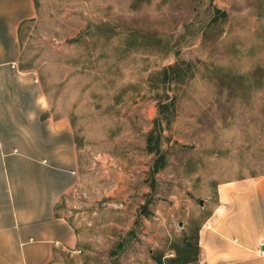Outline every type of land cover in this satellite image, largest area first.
Wrapping results in <instances>:
<instances>
[{"label": "rangeland", "instance_id": "374dc122", "mask_svg": "<svg viewBox=\"0 0 264 264\" xmlns=\"http://www.w3.org/2000/svg\"><path fill=\"white\" fill-rule=\"evenodd\" d=\"M21 65L74 128L53 264L168 263L230 180L264 174V0H36Z\"/></svg>", "mask_w": 264, "mask_h": 264}, {"label": "crops", "instance_id": "0c3cea01", "mask_svg": "<svg viewBox=\"0 0 264 264\" xmlns=\"http://www.w3.org/2000/svg\"><path fill=\"white\" fill-rule=\"evenodd\" d=\"M36 14L35 0H0V264H53L80 247L57 214L79 182L73 124L49 114L37 74L20 65L19 28ZM223 185L195 243L186 239L171 264H264V174Z\"/></svg>", "mask_w": 264, "mask_h": 264}, {"label": "trees", "instance_id": "16d2710c", "mask_svg": "<svg viewBox=\"0 0 264 264\" xmlns=\"http://www.w3.org/2000/svg\"><path fill=\"white\" fill-rule=\"evenodd\" d=\"M35 6H36V0H35ZM28 20H29V19H28ZM26 22H27V20L23 21V22L21 23V25H20V28H19V36H20V40H21L22 28H23V25H24ZM21 44H22V40H21ZM22 53H23V50H22ZM20 65H21V63H20ZM21 67H22V68H25V66H22V65H21Z\"/></svg>", "mask_w": 264, "mask_h": 264}, {"label": "water", "instance_id": "95a60500", "mask_svg": "<svg viewBox=\"0 0 264 264\" xmlns=\"http://www.w3.org/2000/svg\"><path fill=\"white\" fill-rule=\"evenodd\" d=\"M262 247L264 248V244H262Z\"/></svg>", "mask_w": 264, "mask_h": 264}]
</instances>
